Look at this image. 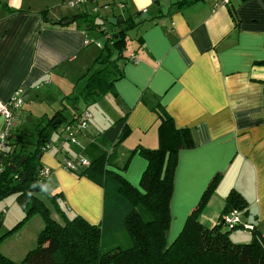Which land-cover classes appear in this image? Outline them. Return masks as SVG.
Wrapping results in <instances>:
<instances>
[{
    "label": "crops",
    "instance_id": "obj_1",
    "mask_svg": "<svg viewBox=\"0 0 264 264\" xmlns=\"http://www.w3.org/2000/svg\"><path fill=\"white\" fill-rule=\"evenodd\" d=\"M71 1L0 0V100L8 101L19 86L29 90L14 130L24 129L33 118L37 130L43 118L58 111L68 117L67 110L76 113L66 97L78 92L84 80L80 85L77 82L101 53L98 42L104 40L100 31L92 34L97 28L92 29L89 21L75 18L78 13L99 7L105 18L124 19L138 18L137 13L147 11L148 16L128 31V58L121 63L123 76L115 82L116 93L92 105L103 103L109 113L100 106L92 111L89 106V128L78 144L67 145L69 153L89 158L95 136L127 115L130 131L119 146L118 159L124 166L137 146L159 145L155 107L162 106L176 126L193 130L196 141L194 147L179 152L168 243L217 174L220 181L200 220L207 226L221 222L226 197L236 189L248 206L240 210L242 224L231 232L232 240H252L253 231L243 223L264 235V0H232L221 6L213 0H189L181 7L177 5L181 0H152L150 4L144 0H86L76 6ZM62 18L73 21L61 22ZM108 22L107 30L115 31V24L108 26ZM3 128L0 116V132ZM14 130L5 151L14 146L21 149L27 139L28 130L21 134ZM3 158L7 159L5 152ZM41 163L52 170L46 190L63 196L65 213L99 224L103 187L65 168L55 149L45 151ZM147 163L137 151L120 172L138 185ZM238 227L247 230H235Z\"/></svg>",
    "mask_w": 264,
    "mask_h": 264
},
{
    "label": "trees",
    "instance_id": "obj_2",
    "mask_svg": "<svg viewBox=\"0 0 264 264\" xmlns=\"http://www.w3.org/2000/svg\"><path fill=\"white\" fill-rule=\"evenodd\" d=\"M188 3L189 0H181L177 5L181 7ZM101 14V11L85 10L75 16L89 21L91 28H97L104 38L101 53L77 82L80 85V81L84 80L78 92L66 97L74 103L76 113L68 117L58 111L53 116L43 118L37 124L34 150L28 151L24 146L18 149L14 145L9 150L4 149L7 159L2 157L4 169L0 172V200L15 193L25 212L23 219L40 213L44 227L39 233L38 245L29 250L22 261L11 259L0 249V264H264V235L261 232L253 228L252 240L238 243L231 238L236 226L227 227L222 222L207 226L200 220L206 203L220 181V174L213 177L179 234L168 243L179 152L194 147L196 141L193 130L176 126L173 116L162 106L155 107L159 118L157 147L137 146L121 167L118 164L119 146L130 131L128 117L124 115L100 131L90 143L93 149L88 156L90 164L73 171L87 176L104 189L103 217L99 224L90 223L81 215H67L61 205L63 196L45 190L47 178L39 180L37 175L39 168L45 167L41 163L42 154L55 149L61 155L63 166L64 157L71 158V154L62 152L55 145H50L49 149L44 147L54 142V135L60 133L63 122L74 121L83 112L80 103L85 105L84 110L90 111L89 106L99 103L106 94L116 93L115 82L123 76L121 63L128 58V31L143 20L142 12H139L138 18L129 17L117 22L113 31L102 26L107 18ZM90 16L93 18L90 19ZM98 18H104L103 22ZM65 20L62 18L60 21ZM57 118H62L60 124H54ZM137 151L148 163L140 184L134 185L120 170L126 169ZM25 157L27 159L21 162ZM247 206V199L232 189L226 197L223 212L225 214L233 209L240 211ZM54 213L58 216L55 217ZM3 218L4 211L0 210V227ZM121 232L127 236L125 244L104 246V239H114ZM3 236H0V242Z\"/></svg>",
    "mask_w": 264,
    "mask_h": 264
},
{
    "label": "built area",
    "instance_id": "obj_3",
    "mask_svg": "<svg viewBox=\"0 0 264 264\" xmlns=\"http://www.w3.org/2000/svg\"><path fill=\"white\" fill-rule=\"evenodd\" d=\"M84 1L86 2V0H73L70 2V4L72 6H76ZM213 1L215 6L228 5L232 2V0ZM119 5L123 6V4ZM93 11L98 12L101 11V9L99 7H96ZM91 41V38L87 39V43ZM98 44L102 47V42H98ZM131 60L136 61L137 58L132 55ZM28 96V88L25 86H19L8 101L0 100V116L4 118V128L0 132V172H2L4 169L2 160L4 149L9 143V140L15 128L16 121L23 111V107L28 99ZM91 117L92 114L90 111L83 110V112H80V115L76 120L63 122L59 129L60 133L57 134L54 142H51V144L44 147V149H46L50 145H55L62 152L69 154L67 144H78L79 137L86 133L89 128ZM63 161L65 164L64 167L72 171H79L80 169H83L90 164V160L81 154L71 155V158L65 156ZM51 173V168L45 166L39 168L37 175L39 180H43L48 178ZM239 214L240 211L238 209H233L232 211L223 214V216L221 217V222L227 227H235L241 225L242 221ZM243 225L249 229H253L252 224L243 223Z\"/></svg>",
    "mask_w": 264,
    "mask_h": 264
},
{
    "label": "rangeland",
    "instance_id": "obj_4",
    "mask_svg": "<svg viewBox=\"0 0 264 264\" xmlns=\"http://www.w3.org/2000/svg\"><path fill=\"white\" fill-rule=\"evenodd\" d=\"M103 20V19H102ZM101 19L99 21L103 22ZM109 23V22H108ZM106 24H102L105 26ZM108 26H111L109 23ZM134 29V28H133ZM98 29L93 31L92 34H98ZM96 44V43H95ZM71 101V100H70ZM54 103V101H53ZM81 104V103H80ZM68 106L70 109H75L74 103L71 101L69 102ZM92 106V105H91ZM104 109L105 112L109 113V109L105 104H99L92 106L91 110L93 109L98 110V107ZM85 106H80L83 109ZM66 113L71 115L72 113L70 110H67ZM29 118V117H28ZM27 118V119H28ZM28 130L27 139L23 142V146L26 150L32 151L35 148V141L37 139V130H36V123L33 121L29 124L25 125L24 129H17L14 130L16 134L22 133L23 130ZM30 132V133H29ZM57 134L54 135L56 138ZM67 145H74L68 143ZM47 147V149H49ZM79 154V152H77ZM140 184V181L138 185ZM0 210L4 211V218L2 225L0 227V236L4 235L0 242V249L1 251L15 261H22L29 250L35 248L38 245V236L40 231L44 227V219L40 213H33L29 218L23 219L25 216V212L22 209L21 205L17 201V195L15 193H11L5 196L3 199L0 200ZM22 220V221H21ZM182 227L178 232L174 234L173 237H176L178 233L181 231ZM178 228H176V231ZM235 230H247L243 227H238ZM234 231V230H233ZM172 236V233H168V237ZM127 236L124 232L119 233L114 239L107 238L105 240V247H111V245L115 246L116 244H125L127 241ZM174 240V238H173ZM247 242V241H245ZM240 242V243H245ZM249 242V241H248Z\"/></svg>",
    "mask_w": 264,
    "mask_h": 264
},
{
    "label": "water",
    "instance_id": "obj_5",
    "mask_svg": "<svg viewBox=\"0 0 264 264\" xmlns=\"http://www.w3.org/2000/svg\"><path fill=\"white\" fill-rule=\"evenodd\" d=\"M147 16H148V12H147V11L142 12V14H141V17H142V18H145V17H147ZM122 19H123V18H117V17H108V18H107V20H108L109 22H112V23H114V24H116L118 21L121 22ZM71 21H73V18L66 20L67 23H69V22H71ZM61 121H62V118H57V119L55 120L54 124H60ZM26 159H27V157L22 158L20 161H21V162H24ZM13 162H14V158H12V163H13ZM25 175H26V174H25Z\"/></svg>",
    "mask_w": 264,
    "mask_h": 264
},
{
    "label": "clouds",
    "instance_id": "obj_6",
    "mask_svg": "<svg viewBox=\"0 0 264 264\" xmlns=\"http://www.w3.org/2000/svg\"><path fill=\"white\" fill-rule=\"evenodd\" d=\"M144 2H145L146 4H150V3L152 2V0H144ZM46 188H47V186H45V190H46Z\"/></svg>",
    "mask_w": 264,
    "mask_h": 264
}]
</instances>
